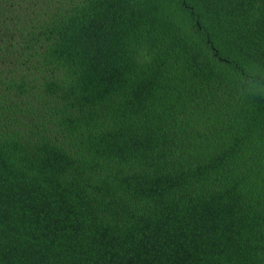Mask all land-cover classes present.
<instances>
[{"label": "trees", "instance_id": "1", "mask_svg": "<svg viewBox=\"0 0 264 264\" xmlns=\"http://www.w3.org/2000/svg\"><path fill=\"white\" fill-rule=\"evenodd\" d=\"M250 65L264 0H0V264H264Z\"/></svg>", "mask_w": 264, "mask_h": 264}, {"label": "clouds", "instance_id": "2", "mask_svg": "<svg viewBox=\"0 0 264 264\" xmlns=\"http://www.w3.org/2000/svg\"><path fill=\"white\" fill-rule=\"evenodd\" d=\"M246 72L251 77V83L246 89V93L252 97H264V69L256 65H250L246 68Z\"/></svg>", "mask_w": 264, "mask_h": 264}]
</instances>
